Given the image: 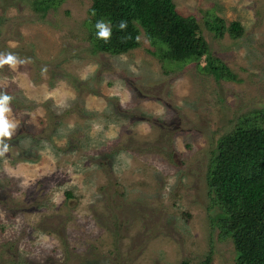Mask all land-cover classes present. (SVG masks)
I'll return each mask as SVG.
<instances>
[{
    "label": "rangeland",
    "instance_id": "rangeland-1",
    "mask_svg": "<svg viewBox=\"0 0 264 264\" xmlns=\"http://www.w3.org/2000/svg\"><path fill=\"white\" fill-rule=\"evenodd\" d=\"M173 1L240 82L166 67L143 34L127 53H92L90 0L45 14L0 0V53L30 61L0 68L17 123L0 157V264H235L206 170L218 138L264 109V0ZM214 15L244 33L215 37Z\"/></svg>",
    "mask_w": 264,
    "mask_h": 264
},
{
    "label": "trees",
    "instance_id": "trees-1",
    "mask_svg": "<svg viewBox=\"0 0 264 264\" xmlns=\"http://www.w3.org/2000/svg\"><path fill=\"white\" fill-rule=\"evenodd\" d=\"M64 1L32 0V7L45 14ZM90 2L84 24L92 53H127L140 45L139 36L143 34L154 48L148 51L166 67L194 62L199 72L212 75L216 81H241L220 57L205 51L207 41L196 17L180 13L173 0ZM210 19L205 25L215 37H223L227 32L238 38L244 33L239 21L226 24L215 15ZM100 20L111 25L108 42L97 38L95 25ZM122 20L127 22L123 31L118 27ZM22 159L36 162L38 156ZM206 182L210 206L218 208L212 223L218 229L219 239L232 240L235 264H264V109L239 116L237 124L218 138L208 162ZM65 195L73 196L69 191ZM212 259L210 253L200 264H211Z\"/></svg>",
    "mask_w": 264,
    "mask_h": 264
},
{
    "label": "clouds",
    "instance_id": "clouds-1",
    "mask_svg": "<svg viewBox=\"0 0 264 264\" xmlns=\"http://www.w3.org/2000/svg\"><path fill=\"white\" fill-rule=\"evenodd\" d=\"M121 31L127 28V22L122 20L118 25ZM95 28L97 30V38L108 42L112 35V29L110 23H106L103 20H100L96 23ZM30 61L20 59L18 56L12 53H0V68H3L5 65L10 68L15 69L18 64H25ZM47 69H42V73L46 72ZM13 98L10 95L5 93H0V157L5 156L9 152V144L5 141L11 140L15 129L17 128V123L10 119L9 116L12 112L10 108V101Z\"/></svg>",
    "mask_w": 264,
    "mask_h": 264
}]
</instances>
